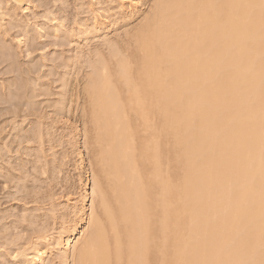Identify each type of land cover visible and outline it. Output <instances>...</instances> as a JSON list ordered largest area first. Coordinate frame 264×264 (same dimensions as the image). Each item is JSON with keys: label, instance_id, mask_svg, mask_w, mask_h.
Here are the masks:
<instances>
[{"label": "bare ground", "instance_id": "6f19581e", "mask_svg": "<svg viewBox=\"0 0 264 264\" xmlns=\"http://www.w3.org/2000/svg\"><path fill=\"white\" fill-rule=\"evenodd\" d=\"M153 5L94 51L90 226L77 238L82 183L78 221L28 264L52 247L61 264H264V0Z\"/></svg>", "mask_w": 264, "mask_h": 264}, {"label": "rangeland", "instance_id": "374dc122", "mask_svg": "<svg viewBox=\"0 0 264 264\" xmlns=\"http://www.w3.org/2000/svg\"><path fill=\"white\" fill-rule=\"evenodd\" d=\"M126 1L0 0V264H28L33 239L47 247L62 221L72 227L82 183L89 195L77 238L90 226L92 172L80 157L89 168L84 88L94 51L104 35L125 44L124 29L155 2L133 11ZM52 248L45 264H61Z\"/></svg>", "mask_w": 264, "mask_h": 264}]
</instances>
